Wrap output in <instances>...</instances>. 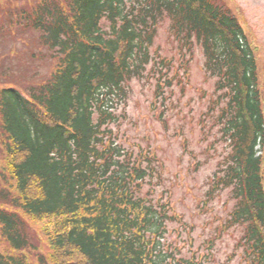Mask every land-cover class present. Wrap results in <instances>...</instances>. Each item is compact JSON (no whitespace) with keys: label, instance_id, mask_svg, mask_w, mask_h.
<instances>
[{"label":"trees","instance_id":"16d2710c","mask_svg":"<svg viewBox=\"0 0 264 264\" xmlns=\"http://www.w3.org/2000/svg\"><path fill=\"white\" fill-rule=\"evenodd\" d=\"M167 20L179 64L153 48ZM196 45L216 78L201 124L222 146L198 246L149 187L157 152L120 136L131 82L156 79L160 118ZM262 63L237 0H0V264H216L225 234L236 243L222 264H264Z\"/></svg>","mask_w":264,"mask_h":264},{"label":"rangeland","instance_id":"374dc122","mask_svg":"<svg viewBox=\"0 0 264 264\" xmlns=\"http://www.w3.org/2000/svg\"><path fill=\"white\" fill-rule=\"evenodd\" d=\"M243 7L249 24L253 27L260 46V54L264 68V0H237ZM169 22L159 30L155 47L162 55L174 56L176 63L182 58L178 46L169 36ZM190 56V55H187ZM205 57L198 47L189 65L188 74H184L185 88L175 84L166 90V95L172 98L167 100L157 113L152 109L155 98L156 79L146 77L131 82V99L126 107L128 119L120 128V136L124 145L134 148L135 151L142 146L157 152L163 164L161 166L162 178H156L149 186L155 191L156 199L162 197L169 201L172 207L189 224H195L192 234L196 237L195 245L198 246L212 233L213 225L207 222L209 213L202 209L205 203V192L208 181L216 171L221 158L222 146L213 142L215 128L212 133L204 131V111L209 109L215 90V78L205 71ZM209 120V118H208ZM164 121V122H163ZM207 126L212 122L205 120ZM218 146V150H215ZM216 201L215 210L220 211L221 201ZM215 202V201H214ZM183 228L181 223H172L170 231L172 238H177L175 233ZM187 231L182 232V237L188 238ZM217 263L227 261L233 246L236 243L235 234H225L217 241ZM226 264H242L240 256H236Z\"/></svg>","mask_w":264,"mask_h":264}]
</instances>
